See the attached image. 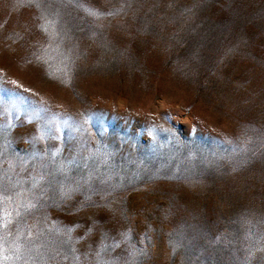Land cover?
Wrapping results in <instances>:
<instances>
[{
    "label": "rangeland",
    "instance_id": "374dc122",
    "mask_svg": "<svg viewBox=\"0 0 264 264\" xmlns=\"http://www.w3.org/2000/svg\"><path fill=\"white\" fill-rule=\"evenodd\" d=\"M0 187L6 264H264V0H0Z\"/></svg>",
    "mask_w": 264,
    "mask_h": 264
},
{
    "label": "snow or ice",
    "instance_id": "6c2138e0",
    "mask_svg": "<svg viewBox=\"0 0 264 264\" xmlns=\"http://www.w3.org/2000/svg\"><path fill=\"white\" fill-rule=\"evenodd\" d=\"M7 197L5 196V193H4V190L2 187H0V206L3 205V202L4 200L6 199ZM29 208L31 207H34V205H29L28 206ZM3 217L0 216V244H2V241L4 239V236H3V228L4 227H7L6 224H3ZM30 235V233H29ZM0 264H6V258H3V257H0Z\"/></svg>",
    "mask_w": 264,
    "mask_h": 264
}]
</instances>
